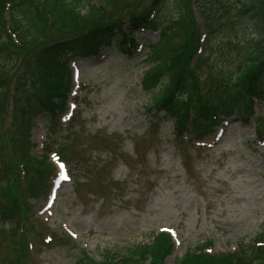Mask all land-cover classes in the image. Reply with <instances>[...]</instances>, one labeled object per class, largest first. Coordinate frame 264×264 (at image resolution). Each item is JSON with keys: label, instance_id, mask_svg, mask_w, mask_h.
Here are the masks:
<instances>
[{"label": "rangeland", "instance_id": "1", "mask_svg": "<svg viewBox=\"0 0 264 264\" xmlns=\"http://www.w3.org/2000/svg\"><path fill=\"white\" fill-rule=\"evenodd\" d=\"M242 1L249 0H94L91 10L87 4L82 8L80 25L64 32L50 29L23 4L19 8L34 23L36 36L22 42L8 27L12 7L0 5V44L19 55L14 67L0 62V70L10 68L0 80V164L7 172L19 168L23 176L26 166L20 163L31 147L34 157L53 148L50 158L57 166L47 160L45 191L27 200L24 227L0 217V264L115 262L161 231L174 242L165 264H175L189 250L236 253L256 242L264 231V99L251 98L248 122L243 120L248 111L240 109L208 131L190 127L179 134L175 121L152 106L162 82L152 91L141 86L163 56L179 58L182 67L191 56L203 93L219 101L243 95L242 82H225L227 76L235 79L248 61L252 38L260 35L255 20L234 23L231 9ZM251 1L264 31V0ZM154 9L162 17L180 11L182 30L163 37L167 20L156 29L141 26L130 37V19ZM114 22L122 30L116 29L111 46L100 48L92 40L88 50L97 54L86 57L81 45V55L69 60L74 82L64 112L54 119L53 136L49 114L37 117L30 131L11 118L13 83L25 69L35 73L32 59L43 45ZM130 40L136 44L132 53L126 51ZM263 58L264 53L258 56ZM62 169L68 180L59 178ZM8 176L1 175L0 210ZM50 176L54 190L46 201Z\"/></svg>", "mask_w": 264, "mask_h": 264}, {"label": "trees", "instance_id": "2", "mask_svg": "<svg viewBox=\"0 0 264 264\" xmlns=\"http://www.w3.org/2000/svg\"><path fill=\"white\" fill-rule=\"evenodd\" d=\"M93 1L0 0V5L3 10L6 9L7 3L12 5V28L18 33V41L22 42L24 39L25 41L33 39L36 36V31L34 23L28 17H25L19 6L26 4L32 7L35 14L43 23L46 22L50 29L64 32L66 29L74 27V25H80L81 19H85L86 16L85 13H82V8L87 4L90 5L89 10H91L94 4ZM212 6H214V3ZM155 10L132 17L130 19L131 30L141 26L156 29L160 26L159 23L167 20H169V23L162 31L163 37L168 36V39H171L182 30L179 25L181 19L179 10L178 12L176 9L175 12L178 13L173 17H162V14L159 11L155 12ZM231 15L236 25H242L241 20L244 19L255 20V28L260 33L258 38H252L255 43L245 55L248 61L240 67L241 69L235 75V79L232 76H227L228 81L225 80L228 84L236 82L240 84L242 82L245 90L243 95H231L226 100L219 101L213 95L203 93L201 91L203 89L200 87L201 82L190 65L191 56L188 67L180 66L179 58L171 60L168 56H163V58L156 61L155 68L157 70L154 75L149 77V83L147 79L143 81L144 87L148 90L153 89L159 82H162L163 87L160 95L155 98L154 106L159 107L167 117L175 120L179 133L189 130L190 127L208 131L222 122V115H231L232 112L240 109L253 113L251 100L253 96L264 99V58L261 61L258 59V56L264 53V31L260 25L258 13L252 1L249 0L235 4L231 9ZM89 19H94V17L90 15ZM116 29H120V31L122 29L118 22L97 28L93 27L76 37L64 38L43 45L32 59L35 73H30L28 69L21 72V78L19 76L15 80L14 88L9 93V97L13 100L11 118L21 121L22 125L30 131L37 116L49 113L51 114V120L48 122V129L51 131L52 136L53 118L65 110L68 93L72 85L69 60L71 57L81 55V45L86 47L92 40L100 41L101 38L105 40L109 37L108 35L116 32ZM239 30L243 32V27H239ZM3 35L4 32L0 25V42ZM128 48L132 51L130 46ZM11 50L0 44V62L6 63L7 66L10 65V68L12 65L14 67L19 61L17 52L14 49ZM86 50L85 56L94 53L87 48ZM187 54L185 53L186 57ZM10 68L2 67L0 80L1 77L10 72ZM2 91L3 89L1 93ZM191 93L193 96L189 98L188 95ZM184 95L187 98H184ZM21 97H23V103H20ZM25 154L28 156V160L26 162L22 160L23 163L20 164L26 166V171H24L26 174L23 173L22 176L19 168L7 172L6 169L4 170L6 165L2 166L0 172V180L3 173L9 174L8 185L2 190V195L6 198L4 200L5 204L0 210V217L10 219L13 224L21 223L20 227H24L22 223L27 220L29 212L28 198L37 197L45 191L44 181L49 176L48 167L50 166L47 162V154L43 158L31 157L28 150ZM21 242L16 246V250L20 248ZM173 249L174 242L171 236L168 233L161 232L156 234L150 243L135 244L129 249L126 257H122L121 260L115 262L106 260L107 263L101 264H165V258L173 252ZM82 260L85 262L84 264H89L86 259H79V264H83ZM175 264H264V231L256 237V242L246 245L245 248L236 253L211 254L200 249L197 252L189 250Z\"/></svg>", "mask_w": 264, "mask_h": 264}]
</instances>
